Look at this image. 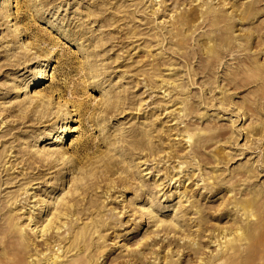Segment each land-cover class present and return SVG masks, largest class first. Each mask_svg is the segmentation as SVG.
<instances>
[{"label": "rangeland", "instance_id": "374dc122", "mask_svg": "<svg viewBox=\"0 0 264 264\" xmlns=\"http://www.w3.org/2000/svg\"><path fill=\"white\" fill-rule=\"evenodd\" d=\"M0 264H264V0H0Z\"/></svg>", "mask_w": 264, "mask_h": 264}]
</instances>
